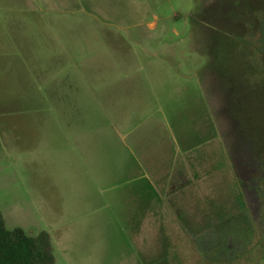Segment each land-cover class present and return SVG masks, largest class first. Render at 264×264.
Wrapping results in <instances>:
<instances>
[{"label": "rangeland", "instance_id": "rangeland-1", "mask_svg": "<svg viewBox=\"0 0 264 264\" xmlns=\"http://www.w3.org/2000/svg\"><path fill=\"white\" fill-rule=\"evenodd\" d=\"M236 3L0 0L7 229L48 233L56 264H264V207L243 208L258 204L250 183L264 173V32L245 43L238 34L249 30L250 14L235 13ZM255 13L264 31V12ZM79 72L95 78L99 104L86 98L64 110L63 96L48 95L52 79ZM116 76L122 92L139 88L136 77L142 91L129 103L118 97L117 112L107 96ZM235 81L251 103L240 102ZM69 82L83 89L81 79ZM116 118L132 127L142 121L148 153L158 131V175L153 157L147 154L145 171L132 159L130 137H114ZM65 120L97 125L85 128L86 139L98 140H86L83 157L67 148L78 129L61 127ZM244 181L245 200L237 185ZM205 219L212 227L191 236ZM228 236L247 249L223 253Z\"/></svg>", "mask_w": 264, "mask_h": 264}, {"label": "crops", "instance_id": "crops-1", "mask_svg": "<svg viewBox=\"0 0 264 264\" xmlns=\"http://www.w3.org/2000/svg\"><path fill=\"white\" fill-rule=\"evenodd\" d=\"M52 63H60L61 61L56 58L55 60L51 61ZM157 70H159V63L157 65ZM121 76H116V77H112L111 79V84L109 87V91L107 93L108 96V101H109V106H111L113 109V111H118V106H121L122 103L124 102H130V97L133 96V94H135V96H142V91H141V85H139V81L141 80L139 77L134 78L135 81L137 82L136 84H138L139 88H134V90H136L134 93H129V91L131 92V89H125L124 88V92H122L121 88L118 87L116 81H120ZM123 79H127L129 78L128 76L124 77L122 76ZM69 74L64 75H55L54 78L52 79V90L49 91L48 95L49 96H63L64 99H62V103L61 105L64 106V110H66L65 107L68 106H73V105H77L79 106L80 104H82V107L85 105V103H83L86 98L88 99V101H90V105L89 106H95L96 104H99V96H100V89H97L95 87V83H94V77H92V75H86L84 73L79 72L77 74L76 77H73L71 79H69ZM66 79V80H65ZM82 80V90H80V88L78 87V85L76 87L72 86V83L69 82V80ZM63 80H65V82H63ZM56 82L58 84V86L53 85V83ZM60 82V83H59ZM77 84V83H76ZM80 84V83H78ZM66 87V89L64 88ZM69 87V88H68ZM128 92V93H127ZM121 96H125V100L124 102L120 101L118 99V97ZM72 97H76V99H71ZM138 125L137 126H131L129 125V121H125V123L123 122V120H118L117 118L115 119V121L111 122V127L113 128L112 132L114 137L117 136H122V137H130V143L127 142V140L125 141V148L126 150L130 153V156L132 157V159H134V156L136 157L137 161H138V166L140 168H142V170L145 171L146 165L144 162L147 161V159H145L147 157H153V159H155L154 161H156V165L153 166L152 170L153 171L151 174L153 175H158V164H159V160L162 159V156H164L162 153H159V146L158 143L159 141H157V139L159 138L158 135V131L156 130V126L155 124L152 125L153 131H157V132H153V136H152V141L154 143V141H156L153 146V152H147L145 150V147L147 145V140H148V131L146 130V127H143V125L141 124L142 121L139 124V121L137 122ZM63 125H61V127L63 128H77L78 130L76 131V133H74L73 135H70L71 138L66 137V140H71L70 142L68 141V145L67 148L71 151H77L78 155L77 156H84L83 154L85 153V143L86 140H89L90 143H92V145L95 146V140H98L95 138V136L93 135L91 138H87L85 137V128H92L95 129L97 127V125L95 123H84V121H76V123L70 122L68 120H65L63 123ZM60 127V126H59ZM132 127V128H131ZM135 128V131L131 130ZM91 132H94L91 131ZM68 135V133H67ZM115 139V138H114ZM113 138L111 139L114 140ZM4 141V140H3ZM115 141V140H114ZM71 143V145H70ZM114 147L111 150V145H110V155L111 152H114ZM145 174L148 175V173L146 172ZM145 174H142L145 175ZM77 191V189H76ZM134 191H136L134 189ZM3 216V215H2ZM4 221H5V216H3ZM51 239V238H50Z\"/></svg>", "mask_w": 264, "mask_h": 264}, {"label": "trees", "instance_id": "trees-1", "mask_svg": "<svg viewBox=\"0 0 264 264\" xmlns=\"http://www.w3.org/2000/svg\"><path fill=\"white\" fill-rule=\"evenodd\" d=\"M233 7L235 13L236 11L240 12L243 10V12L250 14L248 23L249 30L244 25L243 33L238 34L239 36L245 37V43L249 41V36L252 37L255 35L256 37V34H263L264 31L260 28V24L255 17V14H257L255 12H264V5L262 2L259 4V0H237V3L233 4ZM236 49H238V47ZM262 50L261 53L264 54ZM236 52H238V50H236ZM234 83L237 84L236 86L238 88L242 89V92L244 91V93L238 96L240 102L247 105L246 103H248L249 100V103H251L250 101H253V97L250 98V96H248L247 99L246 85L242 87L236 81ZM0 264H56L49 234L40 232L37 235H31L21 228L9 230L0 213Z\"/></svg>", "mask_w": 264, "mask_h": 264}, {"label": "flooded vegetation", "instance_id": "flooded-vegetation-1", "mask_svg": "<svg viewBox=\"0 0 264 264\" xmlns=\"http://www.w3.org/2000/svg\"><path fill=\"white\" fill-rule=\"evenodd\" d=\"M257 165V164H256ZM252 175V174H251ZM254 178V179H253ZM252 179L254 180V182H252ZM252 179H251V183H250V185H253L254 187H252V189L251 190H253L252 192H253V194H255V195H257V199H258V204H256V205H252V204H250V206L249 205H247V204H245V201L243 202V208L244 209H246V210H248V211H250L251 209H253L254 208V206H257V205H259V207H260V209L261 208H263L264 207V202H262L261 201V203L259 202V197L262 195V192H264V173L262 174V173H259V175H258V173H257V175L256 176H254V175H252ZM237 185H238V190H239V192L243 195V199L245 200V194L246 195H250V187L248 188V190H246L245 189V186L247 185L246 183H245V181H244V183H241V184H239L238 182H237ZM249 185V184H248ZM254 188H255V190H254ZM246 192V193H245ZM248 192H250V193H248ZM252 206V208L250 209L249 207H251ZM252 220H254V219H252ZM262 220H264V219H262ZM212 222L211 221H207V219H205V222H204V224H203V226L202 227H196L195 226V228H194V226L193 227H190L191 229H190V234H191V236H192V234H194V233H197V235H198V237H200V235H205L206 234V232H207V230H209V227L211 228L212 227ZM211 225V226H210ZM194 228V229H193ZM195 229H197L196 231H195ZM232 236H234V235H232ZM221 242V241H220ZM246 243H248V242H244V240H242V241H240V239L239 238H237V239H234L233 237H231V236H228L227 237V239L224 241V248H223V253H228V254H230V255H233L234 254V251L236 250V248H238V247H240L241 246V244L242 245H244V248H246L247 249V245H245ZM230 251V252H229ZM236 254H234V256H235ZM233 256V257H234ZM238 257V256H237Z\"/></svg>", "mask_w": 264, "mask_h": 264}]
</instances>
